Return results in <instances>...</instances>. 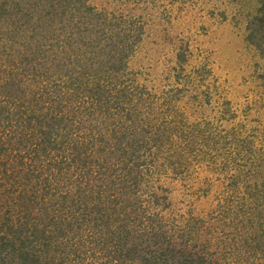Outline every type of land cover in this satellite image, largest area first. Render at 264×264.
Masks as SVG:
<instances>
[{
    "label": "rangeland",
    "instance_id": "1",
    "mask_svg": "<svg viewBox=\"0 0 264 264\" xmlns=\"http://www.w3.org/2000/svg\"><path fill=\"white\" fill-rule=\"evenodd\" d=\"M0 264H264V0H0Z\"/></svg>",
    "mask_w": 264,
    "mask_h": 264
},
{
    "label": "trees",
    "instance_id": "2",
    "mask_svg": "<svg viewBox=\"0 0 264 264\" xmlns=\"http://www.w3.org/2000/svg\"><path fill=\"white\" fill-rule=\"evenodd\" d=\"M153 237L155 238V245L157 244V246H158L159 248H161V246L165 245V244H166V243H165L166 241H169V243H170V240H171V237H167V238H165V240H163V241H159V240H158V235H157V234H154ZM147 240H150V235H149V233H148V238H147ZM183 242H184V240H183ZM185 243H187V241H186ZM169 245H170V244H169ZM183 247H185V246H183Z\"/></svg>",
    "mask_w": 264,
    "mask_h": 264
}]
</instances>
